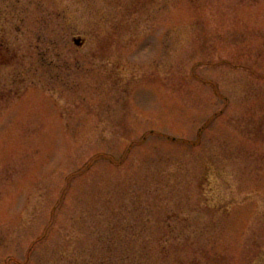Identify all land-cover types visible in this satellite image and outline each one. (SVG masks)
Returning a JSON list of instances; mask_svg holds the SVG:
<instances>
[{"label": "rangeland", "instance_id": "374dc122", "mask_svg": "<svg viewBox=\"0 0 264 264\" xmlns=\"http://www.w3.org/2000/svg\"><path fill=\"white\" fill-rule=\"evenodd\" d=\"M0 264H264V0H0Z\"/></svg>", "mask_w": 264, "mask_h": 264}, {"label": "water", "instance_id": "95a60500", "mask_svg": "<svg viewBox=\"0 0 264 264\" xmlns=\"http://www.w3.org/2000/svg\"><path fill=\"white\" fill-rule=\"evenodd\" d=\"M77 42V41H76ZM78 43V42H77Z\"/></svg>", "mask_w": 264, "mask_h": 264}]
</instances>
